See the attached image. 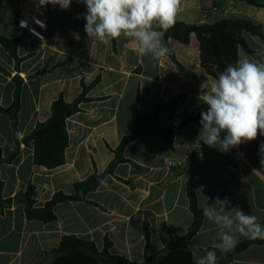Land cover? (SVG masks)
Returning <instances> with one entry per match:
<instances>
[{
    "label": "crops",
    "instance_id": "1",
    "mask_svg": "<svg viewBox=\"0 0 264 264\" xmlns=\"http://www.w3.org/2000/svg\"><path fill=\"white\" fill-rule=\"evenodd\" d=\"M12 1L0 9V34L18 41L21 61L16 65L0 44V68L8 73L0 70L2 108L13 102L12 77L18 75L23 82L18 140L10 117L0 113L2 201L24 192L29 184L34 188L36 208H42L57 192L73 194L75 182L107 169L122 138L133 131L136 112L161 127L206 110L199 94L201 85L212 77L200 65L194 36L188 45L169 41L179 69L169 56L160 61L139 56L137 45L129 39L104 45L88 38L83 18L86 7L79 0H73L68 10L50 5L46 39L40 42L17 27L28 0ZM22 1L26 7L18 14L13 5ZM255 1L259 6L240 0H182L176 22L199 25L222 19L249 20L264 36V0ZM242 37L251 52L239 49L238 59L264 62V37L247 32ZM82 85L89 87L87 100L66 121L65 163L55 169L35 165L32 143L25 145L21 139L50 117L54 100L62 96L66 102L74 101ZM200 119L201 115L198 122L187 123L172 144L158 136L130 142L123 157L138 167L118 163L103 179L108 188L99 185L86 194L85 201L56 204L55 221L29 220L22 203L2 207L0 202V264H49L56 258L51 251L63 236L92 242L99 252L108 239L109 254L136 264H155L160 252L185 235L192 223L186 187L193 173L199 207L215 197L227 198L226 210L238 208L264 225V165L258 155L264 136L223 153L199 140ZM17 143V154L7 161ZM217 231L204 217L188 246L195 250L212 247ZM245 239L239 236L238 243ZM216 255L217 264H264V244L237 254Z\"/></svg>",
    "mask_w": 264,
    "mask_h": 264
},
{
    "label": "trees",
    "instance_id": "2",
    "mask_svg": "<svg viewBox=\"0 0 264 264\" xmlns=\"http://www.w3.org/2000/svg\"><path fill=\"white\" fill-rule=\"evenodd\" d=\"M240 1L259 6L255 0ZM12 4V0H3L0 2V9L4 8L6 5ZM242 32H247L260 38L264 37L261 28L254 25L249 20L222 19L212 24L202 23L199 25H187L181 22H176L174 27L165 34L164 40L170 49V40L188 45L192 36H194V39L199 45V60L202 69L212 78H216L228 65L235 64L238 60L239 49L246 53L251 52L249 46L242 37ZM17 43L18 41L16 39H10L0 34L1 46L15 60L16 65L21 61L17 55ZM169 57L173 60L177 68H182L176 61L171 49ZM0 70L5 74H8L2 68H0ZM39 73H43V71H40ZM12 80L15 85L13 102L8 108H2L0 106V113L6 114L10 117L14 135L18 140L17 115L20 106L19 97L23 80L18 75L13 76ZM88 88L89 87L82 85L81 94L72 102H66L62 96H59L51 104L50 117L43 122L37 123L31 133L21 139L25 145L32 143L33 162L35 165L46 169H55L65 163V150L68 146L66 121L69 117L80 111V104L87 100L85 98V93ZM200 115L201 113L194 117L186 118L179 124H169L157 127L151 124V117L144 118L136 112L133 131L122 138L120 144L114 150L115 157L109 163L107 169L102 173L94 172L86 179L75 182L73 184V194L68 195L62 192H57L42 208H36L34 206L35 200L33 198L34 188L29 184L24 192H19L11 199L2 201L0 197L2 207H7L15 201L20 202L24 205L25 214L29 220H38L44 223L55 221L56 216L53 213V207L56 204L68 201H85L86 194L97 189L100 185L99 182L103 180L107 174L113 173V170L118 163L130 162L123 157V149L130 142L141 136H158L164 138L169 144H172L174 138L182 134L185 125L193 121L198 122ZM18 146L17 143V147L12 153H10L6 159L7 161H10L15 157L18 152ZM2 162L3 159L1 158L0 149V164ZM130 163L135 165L132 162ZM193 176L194 173L188 180L186 187L189 208L193 214L192 223L187 229L185 235L178 240H172L169 246L160 252L155 264H195L191 255L190 247L188 246L189 241L196 235L202 225L204 218L203 206L205 204L211 205L218 197L209 200L202 207H199L196 194L192 187ZM1 188L2 182L0 180V191ZM254 244H264V240L246 238L237 243L234 249L227 253L221 252L213 247L196 251L199 255H203L207 251H216V253L231 255L240 253ZM110 247L111 243L108 239H105L104 248L99 252L92 242L79 239L75 236H63L59 246L51 251V253L56 255V258L49 264H136L128 261L122 256L109 254L108 251Z\"/></svg>",
    "mask_w": 264,
    "mask_h": 264
},
{
    "label": "clouds",
    "instance_id": "3",
    "mask_svg": "<svg viewBox=\"0 0 264 264\" xmlns=\"http://www.w3.org/2000/svg\"><path fill=\"white\" fill-rule=\"evenodd\" d=\"M73 0H40L44 5L68 10ZM86 7L83 18L88 38L104 45L113 40L129 39L137 45V54L153 61L167 59L170 49L165 34L174 27L182 0H79ZM77 19L81 18L78 14ZM199 101L207 105L201 112L199 140L211 148L228 153L242 144L264 136V62L238 59L216 78L201 85ZM264 165V142L259 146ZM100 185L108 188L107 180ZM202 192V189H201ZM227 198H217L203 206L204 217L218 229L212 247L227 253L234 249L239 236L264 240V225L257 217L238 208L226 210ZM195 264H217L216 251L203 255L191 248Z\"/></svg>",
    "mask_w": 264,
    "mask_h": 264
},
{
    "label": "built area",
    "instance_id": "4",
    "mask_svg": "<svg viewBox=\"0 0 264 264\" xmlns=\"http://www.w3.org/2000/svg\"><path fill=\"white\" fill-rule=\"evenodd\" d=\"M49 9L50 4L44 5L40 0H28L26 11L18 19L17 27L32 38L45 41Z\"/></svg>",
    "mask_w": 264,
    "mask_h": 264
},
{
    "label": "rangeland",
    "instance_id": "5",
    "mask_svg": "<svg viewBox=\"0 0 264 264\" xmlns=\"http://www.w3.org/2000/svg\"><path fill=\"white\" fill-rule=\"evenodd\" d=\"M13 6H14V8H16V10H18L17 13L19 14V11H24V9L26 7V3H25V1L17 2V3H14Z\"/></svg>",
    "mask_w": 264,
    "mask_h": 264
}]
</instances>
